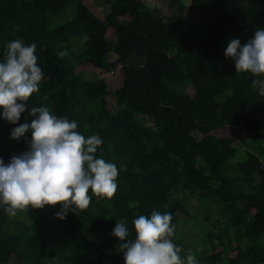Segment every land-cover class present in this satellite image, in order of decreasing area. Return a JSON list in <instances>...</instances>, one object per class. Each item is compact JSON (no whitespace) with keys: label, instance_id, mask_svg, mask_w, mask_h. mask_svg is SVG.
Segmentation results:
<instances>
[{"label":"trees","instance_id":"obj_1","mask_svg":"<svg viewBox=\"0 0 264 264\" xmlns=\"http://www.w3.org/2000/svg\"><path fill=\"white\" fill-rule=\"evenodd\" d=\"M91 1L103 18L86 0H0V59L11 40L36 44L44 78L29 109L97 134L117 190L63 220L59 204L14 216L0 206V264H124L116 220L131 229L153 209L172 214L182 259L264 264V96L224 55L231 39L243 45L264 27V0L152 2L169 14L145 0ZM118 68L114 87L102 74ZM32 118L26 111L17 124ZM16 126L0 119L5 163L29 148L30 132L10 138ZM225 127L246 145L220 137Z\"/></svg>","mask_w":264,"mask_h":264},{"label":"clouds","instance_id":"obj_2","mask_svg":"<svg viewBox=\"0 0 264 264\" xmlns=\"http://www.w3.org/2000/svg\"><path fill=\"white\" fill-rule=\"evenodd\" d=\"M36 47L14 39L0 59V119L17 125L10 131L11 139L19 141L31 133L27 151L7 163L0 157V206L14 216L29 206L59 204L55 215L63 220L69 211L88 208L93 195L112 198L118 169L96 155L103 143L97 134L85 136L76 120L57 116L46 106L29 109L27 101L44 78ZM224 55L233 60L236 73L254 77L253 87L264 96V27L256 28L243 45L239 38L231 39ZM26 111L31 121L17 124ZM171 220L170 212L155 209L148 216L135 217L131 229L124 219L116 220L112 235L118 238L124 264H198L194 255L181 258V248L171 239Z\"/></svg>","mask_w":264,"mask_h":264},{"label":"rangeland","instance_id":"obj_3","mask_svg":"<svg viewBox=\"0 0 264 264\" xmlns=\"http://www.w3.org/2000/svg\"><path fill=\"white\" fill-rule=\"evenodd\" d=\"M147 3H150L152 6H156L159 9H163L162 11L165 14H169L170 12L164 7V4L162 2H155L154 4H152L153 1L155 0H145ZM86 4L90 7V9L95 13L96 16H98L99 18H103V12L98 10V7L91 1V0H86ZM109 34H113V30L110 29ZM120 66V65H117ZM86 72H92L97 74V70L92 69L91 67H88L85 69ZM103 78H105V80L111 84V86L114 87H118L121 84V77H120V73H119V68L117 69L116 72L114 73H103L102 74ZM236 128H232V127H225L223 129H221L220 131H218V135L220 137H225V138H229L232 142L235 143V145H239V146H245L246 142H247V138L246 135H244V138H238L236 133L234 132ZM189 232V231H188ZM191 232L188 233V237L187 240L191 242Z\"/></svg>","mask_w":264,"mask_h":264}]
</instances>
